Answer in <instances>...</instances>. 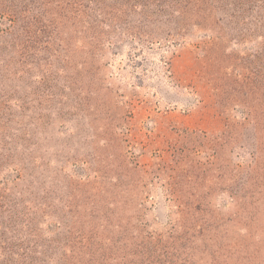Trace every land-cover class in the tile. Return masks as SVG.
Masks as SVG:
<instances>
[{"label":"rangeland","instance_id":"374dc122","mask_svg":"<svg viewBox=\"0 0 264 264\" xmlns=\"http://www.w3.org/2000/svg\"><path fill=\"white\" fill-rule=\"evenodd\" d=\"M0 264H264V0H0Z\"/></svg>","mask_w":264,"mask_h":264}]
</instances>
